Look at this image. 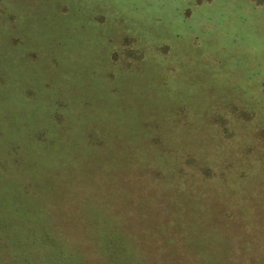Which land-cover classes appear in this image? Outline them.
<instances>
[{
  "label": "rangeland",
  "instance_id": "374dc122",
  "mask_svg": "<svg viewBox=\"0 0 264 264\" xmlns=\"http://www.w3.org/2000/svg\"><path fill=\"white\" fill-rule=\"evenodd\" d=\"M0 264H264V0H0Z\"/></svg>",
  "mask_w": 264,
  "mask_h": 264
}]
</instances>
